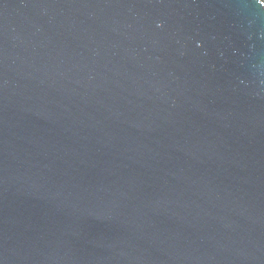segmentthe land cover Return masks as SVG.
Wrapping results in <instances>:
<instances>
[{"label": "water", "instance_id": "1", "mask_svg": "<svg viewBox=\"0 0 264 264\" xmlns=\"http://www.w3.org/2000/svg\"><path fill=\"white\" fill-rule=\"evenodd\" d=\"M0 264H264V0H0Z\"/></svg>", "mask_w": 264, "mask_h": 264}]
</instances>
